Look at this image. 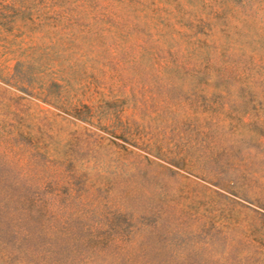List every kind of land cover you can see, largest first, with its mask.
Instances as JSON below:
<instances>
[{
  "label": "rangeland",
  "instance_id": "374dc122",
  "mask_svg": "<svg viewBox=\"0 0 264 264\" xmlns=\"http://www.w3.org/2000/svg\"><path fill=\"white\" fill-rule=\"evenodd\" d=\"M0 264H264V0H0Z\"/></svg>",
  "mask_w": 264,
  "mask_h": 264
}]
</instances>
